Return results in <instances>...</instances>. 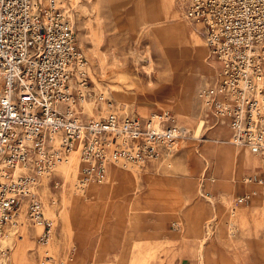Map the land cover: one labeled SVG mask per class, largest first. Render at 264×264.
Masks as SVG:
<instances>
[{
	"label": "rangeland",
	"instance_id": "obj_1",
	"mask_svg": "<svg viewBox=\"0 0 264 264\" xmlns=\"http://www.w3.org/2000/svg\"><path fill=\"white\" fill-rule=\"evenodd\" d=\"M64 2L91 78L106 97L94 106L96 116L156 114L185 126L188 135L156 162L115 165L103 181L77 191L72 152L43 177L42 195L53 210L43 213L53 221L50 238L40 242L42 225L24 214L11 237L7 225L0 235V262L42 264L49 253L52 264H264V168L260 159L240 165L235 156L226 165L217 151L222 142L235 145L226 123L199 96L217 67L201 24L184 17L180 0ZM247 193L245 202L237 201ZM49 196L60 211L54 213ZM29 227L36 234L25 240Z\"/></svg>",
	"mask_w": 264,
	"mask_h": 264
},
{
	"label": "built area",
	"instance_id": "obj_2",
	"mask_svg": "<svg viewBox=\"0 0 264 264\" xmlns=\"http://www.w3.org/2000/svg\"><path fill=\"white\" fill-rule=\"evenodd\" d=\"M180 1L184 16L201 24L217 64L200 98L226 123L232 144L264 160V0ZM76 39L64 0H0V235L6 225H20L24 209L42 225L39 241H48L53 221L35 187L71 152L78 153L81 190L115 165L156 162L188 135L185 126L162 119L87 114L86 102L106 97ZM42 264H52L49 253Z\"/></svg>",
	"mask_w": 264,
	"mask_h": 264
},
{
	"label": "bare ground",
	"instance_id": "obj_3",
	"mask_svg": "<svg viewBox=\"0 0 264 264\" xmlns=\"http://www.w3.org/2000/svg\"><path fill=\"white\" fill-rule=\"evenodd\" d=\"M184 17L186 18V16H184ZM190 34H191V36L194 37V39L196 40V42L198 44L199 41H200V39H199V35L195 31V29L194 30L192 29V31L190 32ZM83 106H84V110H85V112L87 114H93V115L96 116V110L94 109L95 103L86 102ZM156 117H157L156 114H153V116H151V118L154 119V120H157ZM212 139L215 140L216 142H219V141L222 142L223 141L220 138H212ZM224 143H226V142H222L220 145H218V144L216 145V148H217L218 153L220 155H222V157L224 156V158H223L224 164L227 165L229 163L231 157L235 156L238 159V162H239L240 165H247V164L256 165V164L259 163V159L261 160L262 164L264 165V160L261 157H259L257 154H254L251 151H249L247 147H245L243 150H240V147H242V146H239V144H238V145H235V149H231L227 144H224ZM73 152H75V151H73ZM69 156H68V158L66 160H64L61 163H59L54 169H56V168L57 169H60L59 167H61L62 164L68 163L69 160H70ZM77 157H78V154L76 152V158ZM46 175H49V173H46V174H42L41 175V177H40L41 182L38 183L39 185H37V190H38V192H39V194H40V196L42 198L41 200L43 202L42 203L43 204V207L42 208H43V213L44 214H45L46 209H47V206H48V204L45 203L44 196L42 195V188H43V186H45V185L48 186V182H47L48 179L46 180V182L43 181V177L46 176ZM63 176L65 178V175L64 174H63ZM72 187H73V184H72ZM74 187H76V186H74ZM72 190L77 191L78 189L77 188L76 189L73 188ZM225 199L227 201L230 200L228 195L225 196ZM47 202L50 205H56V209H55L54 213L56 212V210L58 208H59V211L63 208V207H58L57 206V203L55 201V198H53V197H50L49 196V199L47 200ZM48 209H49V207H48ZM48 211H50L52 213L53 210L51 209V210H48ZM68 213L69 212L63 213V216L66 217L68 215ZM24 214H26V213L24 212V209H22L20 211V214H19V217H18V220L21 219L20 226L23 225V223L25 222V220H24V218H25L24 217ZM34 224L40 225L39 223H34ZM12 230H13L12 229V226L11 225H7V234L5 233V235H7L8 238L11 237V231ZM235 230L232 229V227H230V232L229 233L232 234V235H234L235 234V232H234ZM33 234H36V232L32 231L31 228L29 227V232L27 230L25 231V234L23 235V239L27 240L28 239V236L33 235ZM21 236H22V234H21Z\"/></svg>",
	"mask_w": 264,
	"mask_h": 264
},
{
	"label": "crops",
	"instance_id": "obj_4",
	"mask_svg": "<svg viewBox=\"0 0 264 264\" xmlns=\"http://www.w3.org/2000/svg\"><path fill=\"white\" fill-rule=\"evenodd\" d=\"M249 150V149H248ZM250 151V150H249ZM260 163V162H259ZM262 163V162H261ZM263 165V164H262ZM263 168H264V165H263ZM236 236L239 237L240 236V233H236Z\"/></svg>",
	"mask_w": 264,
	"mask_h": 264
}]
</instances>
